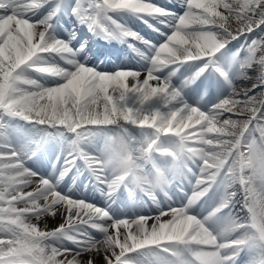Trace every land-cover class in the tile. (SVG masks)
<instances>
[{
    "label": "snow or ice",
    "instance_id": "snow-or-ice-1",
    "mask_svg": "<svg viewBox=\"0 0 264 264\" xmlns=\"http://www.w3.org/2000/svg\"><path fill=\"white\" fill-rule=\"evenodd\" d=\"M122 13L168 31L153 45ZM113 35L149 49L128 43L143 70ZM197 61L182 86L218 75L227 94L214 104L185 102L159 75ZM162 136L180 171L154 192ZM50 143L51 168L34 171L28 161ZM132 165L143 166L135 192ZM98 260L264 264V0H0V264Z\"/></svg>",
    "mask_w": 264,
    "mask_h": 264
},
{
    "label": "clouds",
    "instance_id": "clouds-1",
    "mask_svg": "<svg viewBox=\"0 0 264 264\" xmlns=\"http://www.w3.org/2000/svg\"><path fill=\"white\" fill-rule=\"evenodd\" d=\"M101 148H103V147H101ZM133 171H134V174L131 177L127 178V183L129 185L130 190L135 192V191H139L138 185L136 183V178L139 175V173L135 172V170H133ZM179 171H180L179 168H176L172 171L171 175H168V174H166V175L169 177H171L173 174L179 175ZM169 183H170V181L162 180L161 177L158 175H151L149 180H148V186H149L150 190L154 191V192L163 191L164 189H166L169 186Z\"/></svg>",
    "mask_w": 264,
    "mask_h": 264
},
{
    "label": "bare ground",
    "instance_id": "bare-ground-1",
    "mask_svg": "<svg viewBox=\"0 0 264 264\" xmlns=\"http://www.w3.org/2000/svg\"><path fill=\"white\" fill-rule=\"evenodd\" d=\"M68 19H72V17H68ZM68 25H65V27H67ZM163 28L164 29H166L165 28V26L163 25ZM159 33H161V35H162V33H164L163 32V30H159L158 31V35H159V37H160V34ZM238 86H241V87H246V86H248L249 85V82H247V81H242V80H237V83H236ZM31 165H33V164H31ZM35 171V170H34ZM47 221H48V223H49V225H54V224H56V223H58V222H60V220H59V218L57 217L56 219H52V218H48L47 219ZM42 228H43V223H41V225H40ZM97 264H102V261H97Z\"/></svg>",
    "mask_w": 264,
    "mask_h": 264
}]
</instances>
